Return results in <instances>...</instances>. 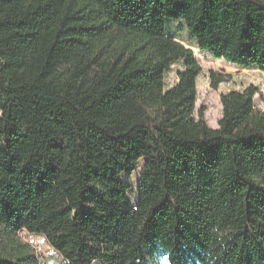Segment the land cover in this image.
Returning <instances> with one entry per match:
<instances>
[{"label": "trees", "instance_id": "16d2710c", "mask_svg": "<svg viewBox=\"0 0 264 264\" xmlns=\"http://www.w3.org/2000/svg\"><path fill=\"white\" fill-rule=\"evenodd\" d=\"M172 23L264 73V0H0V264H41L23 232L61 264H264L262 92L196 120Z\"/></svg>", "mask_w": 264, "mask_h": 264}, {"label": "rangeland", "instance_id": "374dc122", "mask_svg": "<svg viewBox=\"0 0 264 264\" xmlns=\"http://www.w3.org/2000/svg\"><path fill=\"white\" fill-rule=\"evenodd\" d=\"M183 23V21H177ZM169 31L175 35L177 41L185 47L194 51L197 61L201 67V74L197 78V103L195 118L199 120V112L204 111V119L210 128L217 129L219 121L223 116L221 105V95L231 91H243L247 87L253 85L259 88L262 96L257 95L254 99L255 107L264 112V73L257 69H240L221 60H214L208 52H200L185 27L180 23H172L169 25ZM183 70L182 62L174 64L166 73L167 87L173 86L177 82V76ZM211 73H215L217 77L223 78V82L219 84L217 89H213L211 85ZM136 171L130 178L131 183L135 186L137 175ZM24 242L31 245L41 264H61V256L49 245L43 236L30 235L26 232L21 233ZM94 264H103L95 262Z\"/></svg>", "mask_w": 264, "mask_h": 264}]
</instances>
